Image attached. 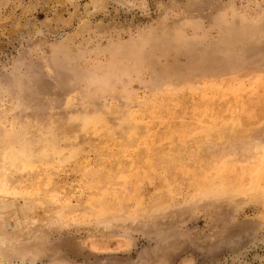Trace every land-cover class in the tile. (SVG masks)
Wrapping results in <instances>:
<instances>
[{
	"label": "rangeland",
	"instance_id": "obj_1",
	"mask_svg": "<svg viewBox=\"0 0 264 264\" xmlns=\"http://www.w3.org/2000/svg\"><path fill=\"white\" fill-rule=\"evenodd\" d=\"M0 142L7 264H264V0H0Z\"/></svg>",
	"mask_w": 264,
	"mask_h": 264
},
{
	"label": "bare ground",
	"instance_id": "obj_2",
	"mask_svg": "<svg viewBox=\"0 0 264 264\" xmlns=\"http://www.w3.org/2000/svg\"><path fill=\"white\" fill-rule=\"evenodd\" d=\"M29 140V139H28ZM21 142V141H20ZM14 144V143H13ZM1 148L3 149H6L9 150L10 148V145L7 144V143H1L0 142V192L1 193H5V191L7 190L8 188V183H9V180H8V177L10 176V162L9 160L7 159V154H4L2 151H1ZM31 152V151H30ZM27 153V152H25ZM29 153V152H28ZM31 154V153H30ZM24 155V154H23ZM13 156V155H12ZM28 156V154H27ZM27 159H30L32 156H29L27 157ZM25 157V156H24ZM15 159V158H14ZM13 163V162H12ZM14 166V165H13ZM12 192V191H11ZM1 194V195H3ZM10 195V194H8ZM0 199H3L1 196H0ZM1 202V201H0ZM2 209V208H0ZM5 213V211H4ZM9 244V243H8ZM16 254V249H9L8 245L3 242L1 239H0V264H7V263H10L12 262V259L17 257L15 256ZM19 254V253H18ZM30 254V253H29ZM24 258V257H23ZM27 258V257H26ZM20 259V258H19ZM14 261V260H13Z\"/></svg>",
	"mask_w": 264,
	"mask_h": 264
}]
</instances>
